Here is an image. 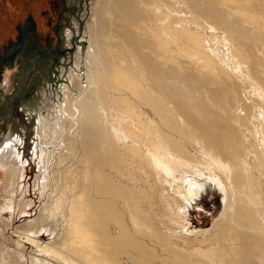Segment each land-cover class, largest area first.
<instances>
[{
    "label": "bare ground",
    "instance_id": "1",
    "mask_svg": "<svg viewBox=\"0 0 264 264\" xmlns=\"http://www.w3.org/2000/svg\"><path fill=\"white\" fill-rule=\"evenodd\" d=\"M230 2L90 0L82 30L74 17L75 51L41 87L34 146L51 190L15 230L21 261L29 243L30 264H264V11ZM9 139L0 168L14 181ZM208 184L220 212L195 228Z\"/></svg>",
    "mask_w": 264,
    "mask_h": 264
},
{
    "label": "rangeland",
    "instance_id": "2",
    "mask_svg": "<svg viewBox=\"0 0 264 264\" xmlns=\"http://www.w3.org/2000/svg\"><path fill=\"white\" fill-rule=\"evenodd\" d=\"M260 1L229 0V6L240 10L245 8L263 15L264 7L260 6ZM89 3L90 0H0V138L2 141L10 138L11 142L16 138L14 143L18 144L17 151L23 160L21 175L14 179L15 182L7 177L11 180L9 183L0 168V205L5 202L11 190L15 193L16 201L19 200L18 209L11 219L9 212H3L0 216V264H30L29 252L32 250L29 243L26 244L28 248L22 261L12 249L17 241L15 230L19 226L25 227L29 220L42 214V206L48 205L51 190L49 187L42 193L43 169L39 168L37 163L38 156L34 146L38 109L43 99L41 87L48 81L47 78L51 80L53 77H59L60 62L64 58L66 63V57L74 53L73 44L66 45L65 33L68 29L72 33L77 32L74 17H78L81 22L78 28L82 30L84 19L80 14L89 9ZM26 18L30 20L27 25ZM12 42H19L18 49L11 57L5 55L1 58ZM48 52L53 59L49 60V56H46ZM36 54H39L41 59L35 65L37 60L33 59ZM61 81L59 83H62ZM56 98V95L51 93L47 99L50 103L55 102ZM25 107L28 110H25ZM206 187L189 207L187 217L195 228L211 227L220 212V188H213L211 184ZM45 232H41L40 237L47 240L51 234Z\"/></svg>",
    "mask_w": 264,
    "mask_h": 264
},
{
    "label": "water",
    "instance_id": "3",
    "mask_svg": "<svg viewBox=\"0 0 264 264\" xmlns=\"http://www.w3.org/2000/svg\"><path fill=\"white\" fill-rule=\"evenodd\" d=\"M30 35V34H29ZM31 36V35H30ZM32 38V37H31ZM18 45H19V42H12V44H10V46L6 49V52L4 53V54H2V56H1V58L2 57H5V55H7L8 56V58L9 57H11L12 56V54L14 53V51H16V49H18ZM50 52V51H49ZM49 52L47 53V55L49 54ZM19 57L20 56H18V59H19ZM34 58L35 59H33V60H37L36 61V63H35V65L37 64V63H39L40 62V55L39 54H36V55H34ZM31 60V59H30ZM40 65V64H39ZM13 105H15L14 103H13ZM16 107V106H15ZM8 118V117H7ZM3 127V126H2Z\"/></svg>",
    "mask_w": 264,
    "mask_h": 264
},
{
    "label": "flooded vegetation",
    "instance_id": "4",
    "mask_svg": "<svg viewBox=\"0 0 264 264\" xmlns=\"http://www.w3.org/2000/svg\"><path fill=\"white\" fill-rule=\"evenodd\" d=\"M30 23V20H28V18L25 19V24L27 25V23ZM29 33V32H28Z\"/></svg>",
    "mask_w": 264,
    "mask_h": 264
}]
</instances>
